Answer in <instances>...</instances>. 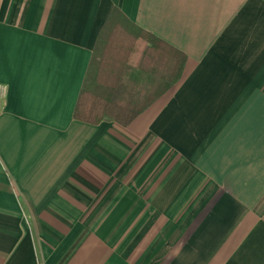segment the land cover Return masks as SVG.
<instances>
[{
    "label": "crops",
    "instance_id": "crops-1",
    "mask_svg": "<svg viewBox=\"0 0 264 264\" xmlns=\"http://www.w3.org/2000/svg\"><path fill=\"white\" fill-rule=\"evenodd\" d=\"M113 8L187 59L79 121ZM0 83V264H264V0H0Z\"/></svg>",
    "mask_w": 264,
    "mask_h": 264
},
{
    "label": "trees",
    "instance_id": "trees-1",
    "mask_svg": "<svg viewBox=\"0 0 264 264\" xmlns=\"http://www.w3.org/2000/svg\"><path fill=\"white\" fill-rule=\"evenodd\" d=\"M186 59L184 53L113 8L96 40L73 118L87 123L111 119L128 124L151 103L138 72L148 71L172 85L179 80ZM132 62L137 69L130 68Z\"/></svg>",
    "mask_w": 264,
    "mask_h": 264
},
{
    "label": "built area",
    "instance_id": "built-area-1",
    "mask_svg": "<svg viewBox=\"0 0 264 264\" xmlns=\"http://www.w3.org/2000/svg\"><path fill=\"white\" fill-rule=\"evenodd\" d=\"M7 85L4 83H0V114L3 109V104L7 95Z\"/></svg>",
    "mask_w": 264,
    "mask_h": 264
}]
</instances>
